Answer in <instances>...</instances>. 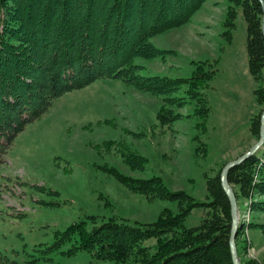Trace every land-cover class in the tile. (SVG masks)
<instances>
[{"label":"rangeland","instance_id":"374dc122","mask_svg":"<svg viewBox=\"0 0 264 264\" xmlns=\"http://www.w3.org/2000/svg\"><path fill=\"white\" fill-rule=\"evenodd\" d=\"M227 3L204 0L190 21L151 36L167 50L163 57L135 59L151 72L188 76L190 58L210 63L217 57L216 71L201 88L210 107L204 131L195 127L194 115H187L188 105L176 108L183 113L180 118L163 124L156 116L159 95L118 77H101L53 98L10 140L0 161L1 264H126L85 250L67 254L71 241L55 243L57 231L82 219L91 224L90 216L96 223L109 217L148 222L164 207L178 209L175 200L148 199L131 190L104 166L136 177L159 175L173 190L184 189L197 201L211 199L205 174L212 175L257 140L250 122L264 108L254 91L259 81L248 68L240 6L231 38L222 33ZM131 152L147 158L143 168H132L124 159ZM238 206L239 220L246 223L237 239L238 256L264 264V229L254 224L264 223V211L251 212L243 197ZM209 208L194 205L184 225H198ZM144 243L153 245L155 238Z\"/></svg>","mask_w":264,"mask_h":264},{"label":"trees","instance_id":"16d2710c","mask_svg":"<svg viewBox=\"0 0 264 264\" xmlns=\"http://www.w3.org/2000/svg\"><path fill=\"white\" fill-rule=\"evenodd\" d=\"M203 1L0 0V161L10 140L28 121L41 115L53 98L101 77H118L159 95L156 116L163 124L180 118L183 113L176 108L188 105L187 115H194L195 127L204 131L210 107L201 88L208 86L216 71L213 62L217 57L210 63L190 58L188 76L151 72L135 60L163 57L167 50L155 45L151 36L190 21ZM227 1L222 33L231 38L240 6L246 21L248 68L259 81L254 89L256 100L264 104L260 1ZM260 113L250 122L256 138ZM192 138L198 140L199 134ZM260 149L264 150V142L228 172L237 205L239 197L246 198L251 212L264 211V151L260 154ZM123 155L132 168H143L147 160L136 152ZM104 168L148 199L175 200L178 209L164 207L148 222L109 217L96 223L94 216H90L91 224L85 219L74 221L56 232L55 243L71 241L64 252L85 250L97 258L126 264H234L229 243L230 202L220 181L222 165L212 175L205 174L211 197L206 202L195 200L184 189H171L159 175L136 177L115 166ZM201 203L210 206L206 215L198 225L185 226V215ZM243 224L235 238L239 256L237 239ZM254 224L264 229V223ZM149 237L155 238L153 245L144 243ZM240 258L242 264H258Z\"/></svg>","mask_w":264,"mask_h":264},{"label":"water","instance_id":"95a60500","mask_svg":"<svg viewBox=\"0 0 264 264\" xmlns=\"http://www.w3.org/2000/svg\"><path fill=\"white\" fill-rule=\"evenodd\" d=\"M262 9V21H261V30L264 37V0H259ZM264 142V108L260 114V125H259V136L257 140L242 154L237 156L236 158L230 159L226 161L221 169L220 173V181L223 190L225 191L229 202H230V211H231V227L229 233V243H230V251L232 256V261L234 264H242L238 253H237V245H236V235L238 232V211H237V202L234 189L231 183L228 180V172L231 167L236 164H239L247 157L252 155ZM240 226V225H239Z\"/></svg>","mask_w":264,"mask_h":264}]
</instances>
